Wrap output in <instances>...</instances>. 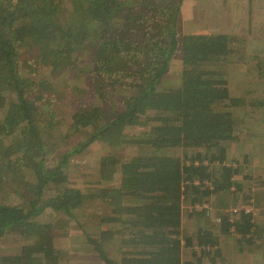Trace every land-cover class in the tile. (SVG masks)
Returning a JSON list of instances; mask_svg holds the SVG:
<instances>
[{
    "label": "trees",
    "instance_id": "obj_1",
    "mask_svg": "<svg viewBox=\"0 0 264 264\" xmlns=\"http://www.w3.org/2000/svg\"><path fill=\"white\" fill-rule=\"evenodd\" d=\"M183 2L0 0V109L11 105L0 115V174L10 171L8 179L18 183L5 191L17 202L0 201V240L48 236L56 224L36 218L46 211L75 218L84 201L98 198L110 210L96 213L99 237L87 242L105 264H184V249L216 264L226 254L221 244L238 254L264 247L252 166L240 176L246 166L225 146L242 135L231 109L243 101L230 96L221 68L237 62L244 38L185 33ZM177 54L181 69L171 81ZM63 94L73 110L64 131L57 116ZM135 127L144 134L132 137ZM94 142L134 152L100 158L99 180L82 182L95 193L70 182L71 159L91 152ZM140 147L152 153L137 154ZM113 179L119 182L100 186ZM260 180L264 192V167ZM223 193L232 194L234 207L241 198L253 204L254 212L222 211L213 221L206 208L195 207ZM184 204L194 209L188 235H182ZM117 236L121 257L113 260L103 243ZM63 259L51 244L31 240L0 256V264ZM258 260L264 264V250Z\"/></svg>",
    "mask_w": 264,
    "mask_h": 264
},
{
    "label": "rangeland",
    "instance_id": "obj_2",
    "mask_svg": "<svg viewBox=\"0 0 264 264\" xmlns=\"http://www.w3.org/2000/svg\"><path fill=\"white\" fill-rule=\"evenodd\" d=\"M234 4L238 8L239 6L242 5L241 0H184L182 11L185 13V20L184 21V27L183 30L185 33H189L192 31L198 32L201 31L197 30V27H194L196 24H201L203 26H213L217 27L216 29H222V13L223 12H228L231 10V8L234 6ZM217 11L220 10L219 13L215 16V20L213 21L211 18L206 19V14L209 16L212 11ZM200 11L199 13H192V12H197ZM206 12V13H205ZM189 15V17H188ZM212 23V24H211ZM195 24V25H194ZM194 25V26H193ZM193 28H190L192 27ZM200 28V27H199ZM242 46L243 50L240 51L239 58L241 55V58L239 59V62H243L244 64H247L246 66V71L248 74L249 81L248 83H251L253 86H262V82H253L251 79V73H255L257 66L250 65L253 60L251 59V55L247 54L245 55V49L248 43H245ZM253 49H255L253 47ZM259 51V45L257 43L256 49L253 51L256 54V58H258V53ZM264 53V49L262 50ZM180 58L178 54L174 56L172 59V73L170 72L168 74V79L169 80H175L177 77V74L179 70L181 69V63L179 62ZM257 62V61H256ZM229 65L222 66V70L225 73L226 80L231 81L229 69L231 68ZM230 66V67H229ZM173 71H176L174 73ZM25 74V72H23ZM60 80V79H59ZM227 80V82H229ZM169 81V82H171ZM264 83V82H263ZM173 84V83H171ZM229 84V83H228ZM227 84V85H228ZM231 86H234L235 89H237L240 86V83H235L231 82ZM170 85V84H169ZM261 89V88H259ZM63 102L59 107L57 106V116L58 119L64 120L62 123L58 124V129L59 130H65L66 125L69 122V116L72 114V102L71 99L63 94ZM257 102H260L264 100L263 97L260 99H256ZM83 102L79 103V106H83ZM11 105L9 103L2 109H0V115L3 117L4 112L9 108ZM264 108L259 109V112L262 111ZM233 112V110H232ZM234 117L236 119V128L235 131L236 133H242L240 137L234 142H230L229 144L226 143L225 146L227 147V151L230 152L231 158L233 160L239 159L243 161V165L246 166L244 170H241L240 176L246 175V169H247V164L248 167L252 166V172L251 177L252 180L250 183V189L254 190V198L253 202L255 201L256 207L258 208V211L264 208V192L262 187L257 188L260 186V183L262 184V180H260L261 176H263V156H264V113L263 114H254V111H239L238 113L233 112ZM67 121V122H65ZM129 134L132 137H135L137 135H142L144 134V130L141 129L140 127H135L132 129ZM6 140H3V144L6 146L10 142H13L14 136H9L6 137ZM263 141V142H262ZM155 150V149H153ZM90 151L86 155H79V156H74L71 159L70 162V169H71V177L70 182L71 185L86 188L85 190L91 191V192H96L94 188L95 186H86L83 185L82 182L83 180L91 179V180H99V174L96 173L99 168V160L103 156H109V155H119L121 156H126L133 154L134 152L131 151L129 147L127 148H116V147H109L106 143L102 142H94L90 146ZM137 154H151L152 150H148L147 148H138ZM156 152L158 151L160 153V150H155ZM248 156V157H246ZM3 161L0 159V165H2ZM9 173L10 171L3 170V172L0 174V201H4L6 203H14L17 202L15 199L16 197H12L9 195L8 192V184L12 182L11 186H16L18 183L16 180H9ZM260 177V178H259ZM9 182V183H8ZM119 182L118 179H113L111 181H102L100 186H111L112 184H116ZM254 187H256L254 189ZM249 188V187H248ZM247 187L245 189L246 194ZM247 195V194H246ZM240 196H243L240 194ZM211 199V196H210ZM233 198L231 193H223L220 194L219 196H216V198L213 200H209V202H205V206H207L210 209V214H209V219L213 220L215 217H218L217 215L221 214L222 211H226V213L229 214H234L229 208H235L234 203H233ZM241 205L244 204V199L241 198V202H239ZM238 203V204H239ZM186 208H189L188 211H185ZM110 210L106 204H104L100 199L98 198H93V199H88L84 201L83 205L81 208L75 212V218L74 217H68L66 214H61V213H53L51 211H46L41 217L36 218L38 222H48L51 221L52 224H56L55 227L53 228L52 232L48 234V236H44L42 233H38L36 236H21L17 233L15 234H10V236L3 238L0 240V256L2 255H7V254H12L14 251L18 249L19 246L22 244L33 240V242H38L40 244L46 245V244H51L52 247L55 248V251L58 253H62L63 255V260L62 264H105L101 261L100 254L96 250V248L93 245H89L87 242V238H96L99 237V231L100 227L98 226V222L95 221L94 219L96 218V213L100 214L103 212H106ZM191 210H194L193 208L188 207L186 204H184V211L182 215V235H188V232L191 233L192 231V225L195 222V218L191 215L192 212ZM205 217L203 216L202 218V223L205 222ZM207 220V219H206ZM208 221V220H207ZM215 225V223H214ZM66 226V227H65ZM112 228L116 229L118 228L117 224H112ZM33 237V238H32ZM120 237V236H119ZM119 238L114 237L112 242H104L103 243V248L107 252L108 257L113 259V260H119L121 257V250L119 247ZM263 243V242H262ZM261 243V244H262ZM230 245V243H228ZM264 244V243H263ZM226 247V251H228V254H232L234 256L233 252H231V246ZM226 246V245H224ZM256 250L257 254H261L263 252L264 247L259 245L257 243L254 247ZM231 252V253H230ZM221 253V252H220ZM223 253V252H222ZM91 254V256H89ZM235 255H238L237 253ZM200 256V253L197 252L196 254H192L189 249H184V251L181 254L182 260L184 264H209L210 258L209 257H204L202 261H200L198 258ZM243 262L248 264L251 262V255H246L242 254ZM75 257V258H74ZM80 259V261L78 260ZM259 259V258H258ZM257 259V260H258ZM231 260L223 261V257L219 256V258H216V264H241V261L230 263ZM249 261V262H248Z\"/></svg>",
    "mask_w": 264,
    "mask_h": 264
},
{
    "label": "crops",
    "instance_id": "obj_3",
    "mask_svg": "<svg viewBox=\"0 0 264 264\" xmlns=\"http://www.w3.org/2000/svg\"><path fill=\"white\" fill-rule=\"evenodd\" d=\"M242 5L236 8L237 6L234 4V6L231 8L228 12L221 11L223 17L222 19V29H216L217 27L212 26H203L201 24H194V27H197L198 32L192 31L189 33H220L225 32L229 34H234L237 36H241L244 38L245 43L249 44L247 45L245 49V55L249 54L251 55V59L253 62L250 63V65L257 66L256 72L253 74L251 73V79L253 82H262V86H253L251 83H248L249 81L248 74L246 71L247 64H244L243 62H239V60L234 61L231 63V68L229 69V75L231 77V81L227 82V86L229 89V94L232 97L241 98L242 103L235 106L233 112L238 113L239 111H254V114H263L264 109L259 112V109L264 108V100L261 101V97L264 98V0H241ZM192 12V13H199ZM220 10L212 11L210 15L208 16L206 14V19L211 18L213 21L215 20V16L217 13H219ZM206 13V12H205ZM189 17V15H188ZM186 21V20H185ZM190 27V28H193ZM200 27V28H199ZM259 45V51L257 53L258 58H256V54L253 52L256 49V45ZM253 47L255 49H253ZM257 61V62H256ZM229 65V64H228ZM226 66V65H225ZM229 66V67H230ZM231 82L240 83V86L235 89L234 86H231ZM261 88V89H259ZM256 99H260V102H257ZM264 115V114H263ZM264 144V142L262 143ZM248 157V156H246ZM263 167H264V156H263ZM216 196L219 195H212L210 201L216 198ZM255 202V201H254ZM256 206V204H255ZM192 233V232H191ZM221 247V253L224 251L226 254L223 257V261L231 260L230 263L241 261V264H245L243 260L242 254L235 255L236 253L233 252L234 256L232 254H228V251H226V247L224 245H220ZM223 252V253H224ZM255 253V254H254ZM250 254L251 262L248 264H261L260 260H257L260 256V254L256 253V250L254 249L253 253H247L246 255ZM91 256V254H89ZM257 257V258H254ZM92 257V256H91ZM75 258V257H74ZM80 261V259H78ZM258 262V263H257Z\"/></svg>",
    "mask_w": 264,
    "mask_h": 264
},
{
    "label": "built area",
    "instance_id": "obj_4",
    "mask_svg": "<svg viewBox=\"0 0 264 264\" xmlns=\"http://www.w3.org/2000/svg\"><path fill=\"white\" fill-rule=\"evenodd\" d=\"M197 209H200L201 207H204V208H206V210H207V214L209 215L210 214V209L207 207V206H205V204H203L202 206H199V205H196L195 206ZM255 206L253 205V204H242V205H240V206H238V207H235V208H232V210H231V212L232 213H237V212H239L240 210H244L245 212H251V213H253L254 212V208ZM207 215V216H208ZM220 219L218 218L217 219V221H219Z\"/></svg>",
    "mask_w": 264,
    "mask_h": 264
}]
</instances>
